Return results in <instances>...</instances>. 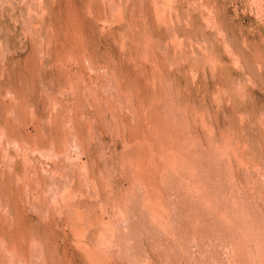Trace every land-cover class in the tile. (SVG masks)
<instances>
[{
  "label": "rangeland",
  "instance_id": "obj_1",
  "mask_svg": "<svg viewBox=\"0 0 264 264\" xmlns=\"http://www.w3.org/2000/svg\"><path fill=\"white\" fill-rule=\"evenodd\" d=\"M0 264H264V0H0Z\"/></svg>",
  "mask_w": 264,
  "mask_h": 264
},
{
  "label": "bare ground",
  "instance_id": "obj_2",
  "mask_svg": "<svg viewBox=\"0 0 264 264\" xmlns=\"http://www.w3.org/2000/svg\"><path fill=\"white\" fill-rule=\"evenodd\" d=\"M159 13H160V12H159ZM163 13H164V12H163ZM163 13L161 12V14H163ZM163 16H164V14H163ZM70 53H71V52H70ZM108 84H109V82H108ZM111 84H112V83H111ZM111 84H110V85H111ZM113 85H114V84H113ZM106 86H107V85H106ZM113 87H114V86H113ZM116 87H117V86H116ZM106 88H107V87H106ZM112 89H113V88H112ZM117 89H118V88H117ZM109 90H110V89H107L106 91H109ZM119 90H120V89H119ZM94 91H95V90H94ZM94 91H93V92H94ZM114 92H115V91H114ZM91 93H92V92H91ZM94 93H95V92H94ZM110 93H111V92H110ZM110 93H107V94H110ZM116 93H117V92H116ZM95 94H96V93H95ZM121 94H122V93H121ZM121 94H120V95H121ZM91 95H92V94H91ZM111 95H112V94H111ZM118 95H119V94H118ZM93 96H94V95H93ZM97 96H98V95H97ZM97 96H96V97H97ZM122 96H123V95H122ZM109 97H110V96H109ZM112 97H113V96H112ZM124 97H125V96H124ZM128 97H129V96H128ZM110 98H111V97H110ZM125 98H126V97H125ZM112 99H113V98H112ZM121 99H123V97H121ZM128 99L130 100V97H129ZM114 100H115V99H114ZM114 100H111V101H114ZM126 100H127V98H126ZM131 100H133V99H131ZM156 100H157V99H156ZM120 101H121V100H120ZM124 101H125V99H124ZM124 101H123V102H124ZM127 102H129V104L132 103V102H130V101H127ZM127 102L125 101V103H127ZM156 102H157V101H156ZM125 103H123V104H125ZM123 104H122V105H123ZM155 104H156V103H155ZM113 105H114V102H113ZM113 105H112V106H113ZM120 105H121V104H120ZM153 106H154V105H153ZM157 108H158V107H157ZM157 108L155 107V109H157ZM116 110H117V109H116ZM34 114H35V113H34ZM163 115H164V114H163ZM56 116H57V115H56ZM69 124H70V123H69ZM69 124H68V125H69ZM70 125H73V123L70 124ZM69 127H72V126H69ZM69 129H70V128H69ZM72 130H73V128H72ZM1 131H2V130H1ZM168 131H170V130H168ZM3 132H4V129H3ZM170 132H171V131H170ZM4 133H5V132H4ZM69 133H70V131H69ZM1 136H2V135H1ZM139 144H140V143H139ZM146 144H147V142H146ZM147 147H148V146H147ZM140 161H141V160H140ZM183 162H184V161H183ZM147 163H148V162H147ZM180 163H181V162H180ZM3 178H4V177H3ZM157 202H158V201H157ZM159 204H160V203H159ZM154 205H155V204H154ZM154 205H153V207L156 206V205H155V206H154ZM2 206H3V205H2ZM158 207H160V205H158ZM150 208H151V207H150ZM151 211H153L152 208H151ZM152 213H154V212H152ZM150 214H151V213H150ZM155 214H156V212H155ZM155 214H154V215H155ZM151 216H152V218H153V214H152ZM155 216H157V214H156ZM157 217L160 218V216H157ZM161 218H162V217H161ZM161 218H160L159 220H161ZM154 219H155V218H154ZM156 219H157V218H156ZM162 220H163V219H162ZM162 220H161V221H162ZM105 240H106V239H105ZM107 240H108V239H107ZM107 240H106V241H107ZM102 242H103V241H102ZM107 243H108V242H107ZM108 244H109V243H108ZM106 245H107V244H106ZM242 245H243V244H242ZM109 246H110V245H109ZM105 247H106V246H105ZM241 247H242V246H241ZM15 249H16V248H15ZM16 250H17V249H16ZM243 252H244V251H243ZM17 254H18V253H17ZM92 255H93V254H92ZM16 256H17V255H16ZM18 256H19V255H18ZM90 256H91V255H90ZM91 257H92V256H91ZM15 259H16V258H15ZM17 259H19V258H17Z\"/></svg>",
  "mask_w": 264,
  "mask_h": 264
}]
</instances>
